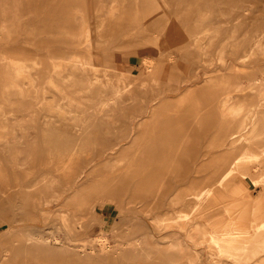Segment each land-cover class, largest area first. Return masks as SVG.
<instances>
[{
  "label": "rangeland",
  "instance_id": "374dc122",
  "mask_svg": "<svg viewBox=\"0 0 264 264\" xmlns=\"http://www.w3.org/2000/svg\"><path fill=\"white\" fill-rule=\"evenodd\" d=\"M87 76L93 90L72 83ZM118 81L130 89L103 117L94 99ZM207 103L204 131L212 113L197 123L182 109ZM175 133L196 137L181 177L177 148L165 163L155 154ZM212 138L224 141L210 148ZM225 179L245 188L241 205L217 206L226 220L262 212L264 0H0V264H264L261 217L258 236L213 243L203 232ZM194 182L207 184L193 205ZM59 235L85 251L50 241L36 253L39 237Z\"/></svg>",
  "mask_w": 264,
  "mask_h": 264
},
{
  "label": "crops",
  "instance_id": "0c3cea01",
  "mask_svg": "<svg viewBox=\"0 0 264 264\" xmlns=\"http://www.w3.org/2000/svg\"><path fill=\"white\" fill-rule=\"evenodd\" d=\"M194 108H195V106H194ZM181 140L182 139L177 137V133H175L174 138L167 144L168 146L166 145L165 142H163L162 144H160L161 146L159 147L160 148L159 151H157L155 153L156 156L159 154V158L161 159V162L165 163L167 160L166 159L167 155H169L171 153V151H173L175 148H177V150L180 152L179 160L173 165V169H171V172H175L176 176H179V177L183 176L184 175L183 171L190 167L189 155H192V152H193L192 145L195 143L196 137L187 138V140L184 141L183 143L181 142ZM215 141H216V139H214V138L211 139L210 148H215V147L219 146L218 141H216V142ZM221 145L222 144H220V146ZM165 146H167V147H165ZM180 147H182V148H180ZM202 183H206V182H202ZM194 184H197V183L194 182L193 186H194ZM197 186L201 190V187L199 186V184H197ZM223 187L225 188L226 194H224V193L220 194L219 191H215L212 194V196H210L207 200L208 204H210L209 206L212 208L215 207V209L211 210L213 212L206 215V217H208V219L210 220V223L208 224V226L206 228H203V232L206 234L208 233L210 235L211 241H213V243L217 242V241L218 242H224L225 240H222V239H234L237 237H240V239H242V238H250V237H253L254 235L258 236L260 233V231H259L260 224L257 220L255 221L254 217H257V218L261 217L260 220L264 223V208L262 209V212L260 214L257 213V215H254V216H253V213H250V214L249 213L238 214V212L232 213V216H237L236 217L237 220H235V219L226 220L225 218L227 216V211H229L228 210L229 208H223L221 206L220 207H217V206L222 205L223 203L229 204L230 207H232L234 205L233 203L241 205L243 201L241 202L240 200L245 199L244 198L245 188H240L238 186L232 185V183L229 179H225L223 181ZM235 198H237V199H235ZM234 200H235V202H234ZM263 203H264V199H263ZM250 218L254 219L258 228H257V230H255V232L248 233V232H246L247 231L246 228L248 225L247 219H250ZM249 224H250V228H251V226L253 227V224H251V223H249ZM60 226H63V225L60 224ZM140 230H141V228H140ZM144 232H145L144 234H142V232H141V234H138L134 237L135 238L144 237V239L149 238L150 235L147 233V231H144ZM263 240H264V238H263ZM160 244L163 245L162 243H160Z\"/></svg>",
  "mask_w": 264,
  "mask_h": 264
},
{
  "label": "bare ground",
  "instance_id": "6f19581e",
  "mask_svg": "<svg viewBox=\"0 0 264 264\" xmlns=\"http://www.w3.org/2000/svg\"><path fill=\"white\" fill-rule=\"evenodd\" d=\"M235 9V8H234ZM222 13H223V19H224V21L226 22V23H229V20H228V18H227V16H225V10L224 9H221L220 10ZM239 18H241V16L240 17H238L237 19H239ZM210 28H209V30H208V32H211V33H215V32H217V30H218V26L213 22H211V25L209 26ZM164 30V28L163 29H161V31H163ZM207 31V30H206ZM167 32V31H166ZM210 33V34H211ZM206 34H204V36H205ZM196 36H197V34H196ZM195 35L193 36V37H196ZM203 36V37H204ZM160 39H161V37H159ZM200 38V37H199ZM195 41H196V39H195ZM168 56L170 57V59L172 60V59H174V53L173 52H168ZM147 62H148V60H147ZM79 64V63H78ZM87 64H90V63H87ZM87 64H86V66H87ZM153 66V64L152 65H148L147 64V69H148V72H149V74L150 75H154L155 76V68H154V66ZM111 71H113V70H111ZM116 72V71H115ZM113 76V75H112ZM85 77V76H84ZM108 77V76H107ZM84 79V78H83ZM88 79H89V77L87 76L86 77V81L85 80H83L84 82H82V83H80V84H76L75 82H73L72 81V83L74 84V85H83L85 88H88L89 90H93L94 88L92 87V86H90V85H87V83H88ZM116 79V78H115ZM114 79V80H115ZM119 80V79H118ZM123 80V79H122ZM53 84H54V86L58 89V90H60V91H65V89H63L58 83H56L55 81L53 82ZM132 85V84H131ZM108 87V86H107ZM110 89H111V92H113L114 94H112V95H110V93H104V94H101L100 96H97L94 100L97 102V104H98V107H99V111H100V113L102 114V116L103 117H107L108 115H107V111H108V109H109V106L111 105V103H112V101H114V100H116L117 102L118 101H124L125 99H124V94H125V92H127L129 89H130V85H126L125 83H123V82H120V81H118L116 84H112V85H110V87H109ZM106 89V88H105ZM109 90V89H108ZM107 90V91H108ZM106 91V92H107ZM65 98L66 99H68V101L70 102V104L72 105V106H78V105H80L81 103H80V101L77 99V98H73L72 96H70V94H67L66 92H65ZM124 103V102H123ZM122 103V104H123ZM117 104V103H116ZM119 104V103H118ZM167 105V104H166ZM169 107V106H168ZM167 107V108H168ZM170 108V107H169ZM188 109V110H187ZM183 111H184V113H186V110H187V113H194V114H197V117L194 119V121L195 122H200V120H202L203 119V115H208L209 113H212L211 114V116L208 118V123L205 125V128H204V131H208L209 129H210V127H211V125H212V121H213V118H214V109H213V107H212V105L210 104V103H207V104H205L202 108H194V106L192 105V104H190V107L189 106H187V107H184L183 109H182ZM110 111V110H109ZM112 115V114H111ZM187 117H186V119H185V121L186 122H189V121H193V120H191L190 119V115H186ZM108 118V117H107ZM106 118V119H107ZM192 118V117H191ZM110 119V118H109ZM193 121V122H194ZM110 122V121H109ZM108 122V123H109ZM110 124V123H109ZM80 126H81V118H77L76 119V127H77V129H79L80 128ZM227 126V125H226ZM221 134H223V132L221 133ZM178 135H179V133H177V137H178ZM222 141H224V139L223 140H220V142H218V144L220 145V144H222L223 142ZM223 163H222V161H221V163H219V165L218 164H216L215 166H214V164L212 163V165L214 166V169L215 170H218V169H220L223 165H222ZM133 166V165H132ZM131 166V167H132ZM130 167V168H131ZM258 169V167H255V170H257ZM120 174V173H119ZM50 181V180H49ZM53 182H54V180H53ZM53 182H48L47 184H46V187L50 190L52 187V185L54 186V183ZM119 184H121L122 185V182L121 183H119L118 181L117 182H114L113 183V185L112 186H107L108 188H112L111 190H112V192H114V193H117V192H119L120 190H119ZM207 184V182L206 183H201L200 184V187H203L204 185H206ZM100 186V185H99ZM101 187V186H100ZM102 188V187H101ZM55 189V188H54ZM103 189H104V187H103ZM193 189H194V191H193V205H194V202L196 203V201H197V199L199 198V196L201 195V190L198 188V186H197V184H194V186H193ZM48 190V191H49ZM52 190H53V188H52ZM105 191H107L108 189H104ZM119 190V191H118ZM52 192V191H51ZM89 192V194L90 193H95V192H98L97 190H96V188H92L91 190H89L88 191ZM56 193H57V191H56ZM53 194V193H52ZM58 194V193H57ZM55 195V194H54ZM83 194H76V195H74L73 196V198H71L70 199V201H71V203H74L75 205H77V206H81V204L79 203V198L80 197H83L82 196ZM100 196H102V194L100 195ZM56 198H57V196H55ZM91 197V196H90ZM60 198V197H59ZM58 200V199H57ZM87 200H89V195L87 196V198H86V201ZM68 201V200H67ZM192 205V204H191ZM193 205H192V207H193ZM190 208H191V206H189ZM177 218V217H176ZM170 220V219H169ZM176 223H178V222H176ZM58 228V227H57ZM59 228H61L60 226H59ZM59 230V229H58ZM61 230V229H60ZM53 235V234H52ZM33 238V237H32ZM240 239V237H237V238H234V239H228V240H230V241H238ZM38 241H42V244H39V245H42V249H38L39 251L37 252L36 251V253L39 255V253H41L40 251H42V252H45V251H48V250H50L48 247H47V245H48V243L51 241V242H57V243H59L62 247H60L59 249L60 250H66V249H69V250H71L72 249V251H73V254H75V255H77L81 250H83V251H85V249H84V247H78V245H73V244H71L70 243V241L68 242V243H66L65 242V240L63 239V237H61L60 235L59 236H55L54 238H51V237H49V238H47V239H40V237L38 238ZM38 243V242H37ZM51 244V243H50ZM130 245L132 246H135V247H137L138 249H144V247H145V245H146V243H145V241L143 240V239H136L135 241H133L132 243H130ZM73 246H75V247H73ZM71 247V248H70ZM73 247V248H72ZM109 248V247H108ZM160 248V247H159ZM35 253V252H34ZM93 253V252H92ZM36 255V254H35ZM41 255V254H40Z\"/></svg>",
  "mask_w": 264,
  "mask_h": 264
}]
</instances>
